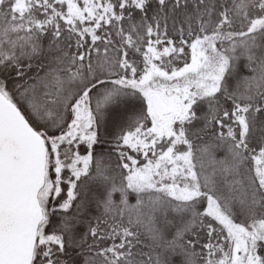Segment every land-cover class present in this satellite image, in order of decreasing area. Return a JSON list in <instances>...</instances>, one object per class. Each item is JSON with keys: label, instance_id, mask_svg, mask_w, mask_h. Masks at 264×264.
I'll list each match as a JSON object with an SVG mask.
<instances>
[{"label": "snow or ice", "instance_id": "6c2138e0", "mask_svg": "<svg viewBox=\"0 0 264 264\" xmlns=\"http://www.w3.org/2000/svg\"><path fill=\"white\" fill-rule=\"evenodd\" d=\"M0 264H264V0H0Z\"/></svg>", "mask_w": 264, "mask_h": 264}]
</instances>
